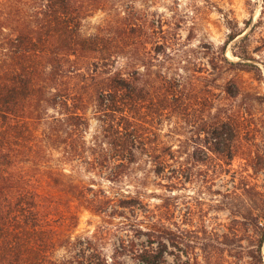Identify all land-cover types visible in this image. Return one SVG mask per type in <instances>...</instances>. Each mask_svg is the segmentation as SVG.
<instances>
[{
  "label": "trees",
  "instance_id": "16d2710c",
  "mask_svg": "<svg viewBox=\"0 0 264 264\" xmlns=\"http://www.w3.org/2000/svg\"><path fill=\"white\" fill-rule=\"evenodd\" d=\"M107 2L0 0V264H126L125 255L166 264L164 240L187 246V236L156 224L141 231L127 214L144 204L140 195L109 193L95 187V177L121 181L144 156L154 174L168 170L189 179L192 166L176 159L184 151L163 140L178 134L162 132L157 124L163 119L184 121L203 142L209 153L203 159L194 147V160L230 171L226 166L244 154L242 118L228 109L211 111L219 84L207 79L208 69L160 68V57L171 59L166 48L172 37L163 29L154 36L135 7L121 3L95 31H82L86 18ZM240 33L230 32L214 59L260 72L246 50H235L237 42L231 52L244 61L224 56ZM221 90L241 93L233 79ZM248 164L264 172V154ZM222 195L217 206L255 235L247 249L250 263L264 264V182L239 173ZM83 209L122 218L120 226L141 231L150 244L121 240L108 255L98 232L75 233Z\"/></svg>",
  "mask_w": 264,
  "mask_h": 264
},
{
  "label": "rangeland",
  "instance_id": "374dc122",
  "mask_svg": "<svg viewBox=\"0 0 264 264\" xmlns=\"http://www.w3.org/2000/svg\"><path fill=\"white\" fill-rule=\"evenodd\" d=\"M107 3L105 10H98L86 18L82 27L84 33L95 31L103 19L108 18L106 13L112 17L121 3L135 7L138 16L147 23V29L154 36L160 35L159 31L163 29L165 34L172 37L166 48L171 59L160 57V68L171 67V71H175L180 66L186 69L202 66L203 70L208 69L207 79L219 84V88L214 90L218 99L213 100L211 111L215 112L218 108L234 111L242 118L247 131L244 133V154H238L231 165L226 166L230 171H225L215 169V164L208 159L204 164L190 156L196 147L197 155L205 159L208 149L206 151L200 145L203 142L195 141L187 123L163 119L157 124L162 132L174 130L178 133L170 132V136H164L163 140L184 151L176 153V159L187 160L188 165L192 166L189 179L176 178L178 174L168 170L156 175L144 156H140L121 181L111 182L96 176L95 187L101 186L109 193H116L120 189L125 193L139 194L144 204L127 214L130 221L137 220L136 225L141 231H146L149 224H156L187 236V246L164 240L162 248L165 249L166 264H176L178 261L184 264H251L247 249L254 242L252 229L241 227L235 220L237 218L217 205L218 200L223 199L226 188L231 187V179L239 173L264 182V172L255 173L248 166L253 157L264 154V0H108ZM232 31L241 33L226 45L224 56L233 61H244L231 52L233 44L237 42L235 50H246L254 58L253 63L260 72L256 69L253 72L241 71L225 63L220 66L219 61L214 59ZM245 35L246 38L240 41ZM212 63L217 67L212 68ZM228 79L235 80L241 93L229 96L221 90ZM94 126L95 120L91 119L90 131ZM171 163L172 168L177 167L174 161ZM209 179H213L212 182ZM121 220L83 209L79 213L75 233L91 235L98 232L108 255L121 240L135 241L139 247L141 243L150 244L141 231L137 234L120 226L118 223ZM102 227L110 229V234L103 233ZM157 243L153 242V246ZM209 243L212 245H207ZM239 243L243 248L237 246ZM262 252L264 257V248ZM123 258L126 264H145L129 255Z\"/></svg>",
  "mask_w": 264,
  "mask_h": 264
},
{
  "label": "bare ground",
  "instance_id": "6f19581e",
  "mask_svg": "<svg viewBox=\"0 0 264 264\" xmlns=\"http://www.w3.org/2000/svg\"><path fill=\"white\" fill-rule=\"evenodd\" d=\"M256 13H257V11H256Z\"/></svg>",
  "mask_w": 264,
  "mask_h": 264
}]
</instances>
